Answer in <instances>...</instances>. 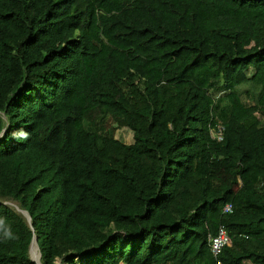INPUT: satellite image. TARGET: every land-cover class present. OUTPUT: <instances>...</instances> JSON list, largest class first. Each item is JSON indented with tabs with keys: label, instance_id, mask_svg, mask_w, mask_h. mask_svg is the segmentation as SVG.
<instances>
[{
	"label": "trees",
	"instance_id": "16d2710c",
	"mask_svg": "<svg viewBox=\"0 0 264 264\" xmlns=\"http://www.w3.org/2000/svg\"><path fill=\"white\" fill-rule=\"evenodd\" d=\"M34 236L42 264H264V0H0V264Z\"/></svg>",
	"mask_w": 264,
	"mask_h": 264
},
{
	"label": "built area",
	"instance_id": "2783aa9c",
	"mask_svg": "<svg viewBox=\"0 0 264 264\" xmlns=\"http://www.w3.org/2000/svg\"><path fill=\"white\" fill-rule=\"evenodd\" d=\"M223 130H224V126L219 125L218 128L213 131V135L219 140H222ZM232 211H233L232 204H227L224 207V212H232ZM210 242H211L212 253L214 256L217 257L221 253L224 247L231 244V237L228 233L227 228L224 225H221L218 229V233L215 236L213 235L210 237ZM217 264H222V262L218 260Z\"/></svg>",
	"mask_w": 264,
	"mask_h": 264
},
{
	"label": "rangeland",
	"instance_id": "374dc122",
	"mask_svg": "<svg viewBox=\"0 0 264 264\" xmlns=\"http://www.w3.org/2000/svg\"><path fill=\"white\" fill-rule=\"evenodd\" d=\"M112 127L113 128L110 131L111 137L122 139V140H124L127 143H131L133 141V133H132V131H130L128 129H125V128H120V127H118L116 125V123H113ZM104 135L109 137L108 133H104ZM14 205H17V204H14ZM33 255L37 259L39 258V252H38V249H37L36 245L33 246ZM79 264H82V262L79 261ZM135 264H141L140 263V257L137 258Z\"/></svg>",
	"mask_w": 264,
	"mask_h": 264
},
{
	"label": "water",
	"instance_id": "95a60500",
	"mask_svg": "<svg viewBox=\"0 0 264 264\" xmlns=\"http://www.w3.org/2000/svg\"><path fill=\"white\" fill-rule=\"evenodd\" d=\"M19 211H21L25 216L26 218L28 219V222L29 224H31V215L26 211V210H23V209H20V208H17ZM36 245L37 246V249H38V252H39V258L37 259L34 255H33V246ZM30 256H31V259L33 261H35L37 264H42L41 262V252H40V249H39V245H38V242H37V237L34 236L33 237V240H32V243L30 245Z\"/></svg>",
	"mask_w": 264,
	"mask_h": 264
},
{
	"label": "clouds",
	"instance_id": "9594fccd",
	"mask_svg": "<svg viewBox=\"0 0 264 264\" xmlns=\"http://www.w3.org/2000/svg\"><path fill=\"white\" fill-rule=\"evenodd\" d=\"M21 135L26 137V134H23V133H22Z\"/></svg>",
	"mask_w": 264,
	"mask_h": 264
}]
</instances>
